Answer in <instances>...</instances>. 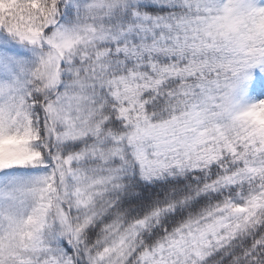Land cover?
Here are the masks:
<instances>
[{"label":"snow or ice","instance_id":"snow-or-ice-1","mask_svg":"<svg viewBox=\"0 0 264 264\" xmlns=\"http://www.w3.org/2000/svg\"><path fill=\"white\" fill-rule=\"evenodd\" d=\"M0 264H264V0H0Z\"/></svg>","mask_w":264,"mask_h":264}]
</instances>
